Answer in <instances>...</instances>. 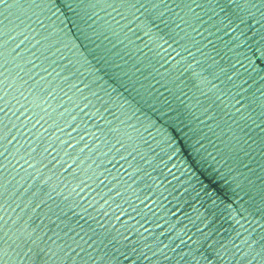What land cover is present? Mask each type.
Masks as SVG:
<instances>
[{
  "label": "water",
  "instance_id": "water-1",
  "mask_svg": "<svg viewBox=\"0 0 264 264\" xmlns=\"http://www.w3.org/2000/svg\"><path fill=\"white\" fill-rule=\"evenodd\" d=\"M0 264H264V0H0Z\"/></svg>",
  "mask_w": 264,
  "mask_h": 264
}]
</instances>
